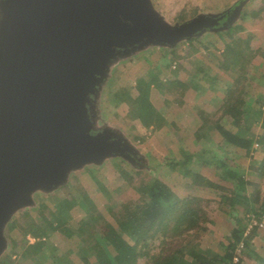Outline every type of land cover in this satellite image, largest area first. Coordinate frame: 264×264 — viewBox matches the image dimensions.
Segmentation results:
<instances>
[{"label":"water","instance_id":"water-1","mask_svg":"<svg viewBox=\"0 0 264 264\" xmlns=\"http://www.w3.org/2000/svg\"><path fill=\"white\" fill-rule=\"evenodd\" d=\"M247 0L170 24L152 0H0V260L22 211L74 173L139 154L91 119L113 69L240 21Z\"/></svg>","mask_w":264,"mask_h":264},{"label":"trees","instance_id":"trees-1","mask_svg":"<svg viewBox=\"0 0 264 264\" xmlns=\"http://www.w3.org/2000/svg\"><path fill=\"white\" fill-rule=\"evenodd\" d=\"M264 9L244 12L240 20L245 21L249 17L258 18ZM198 13L194 12L191 18ZM190 18L181 17L185 22ZM234 25L220 32L226 39L224 50L220 53L214 52L212 56L216 59L215 67L209 64L204 70L195 64L200 71L201 81L212 82L219 85L220 77L216 73L218 68L230 79L223 86L211 88L214 91L225 93L217 118L211 122L204 120L205 126L212 124L218 133V143L212 141L210 144L202 143V149L197 153L187 152L188 155L182 160L173 159L168 166L175 170L181 165L195 163L205 168H213L219 173L221 181L229 182L234 187L226 188L200 173L187 172L186 177L193 181V185L199 190L213 192L219 201L205 199L199 194H187L178 196L159 178L142 175L141 172L130 169L127 161L112 159L119 176L124 184L117 189L122 193L126 189H139L143 195L141 203L135 201L121 202L119 205L112 203L105 205V209L115 224L111 223L95 200H89L80 196H71L60 199L59 195L41 197L36 202L39 207L38 213L41 220L31 218L30 212L21 216L24 222L14 218L8 225L7 236L12 244L9 254L1 258L0 264H240L235 262V255L239 252L243 257L255 260L259 257L254 247L256 230L248 232L250 217L257 218L260 225L264 219V193L255 186L254 202H249L247 196V176L264 180V97L253 98L247 101L246 80L247 70L251 65L253 57L250 40L232 35ZM198 38L183 43L191 48ZM167 50H180L175 48H162ZM173 53V52H172ZM170 62H173L170 59ZM174 75L178 77L183 70L182 65L175 63ZM171 65L168 67L170 68ZM172 68V67H171ZM190 82L175 80H163L160 76L151 78H140L126 97V104L140 121L143 129L149 131L159 122L156 107L151 101L154 89L165 91L174 95L175 102L183 104V98L190 88ZM225 86V87H224ZM112 92L109 97H112ZM248 96V95H247ZM219 97V96H218ZM216 98V97H215ZM218 100V98H217ZM249 107L247 123L242 125L241 117L234 112L229 116V126L222 124L226 112L230 108L241 109ZM257 113L262 116L257 118ZM201 131H205L204 128ZM139 137L136 138L138 140ZM199 138V137H198ZM140 138L139 140H141ZM234 148L244 153L250 160L247 169L229 162L224 150ZM216 151V152H215ZM219 156V157H218ZM154 170V169H153ZM51 200L53 204L64 205V209H70L76 213L75 217L63 216L59 212V219L51 220L43 213L44 203ZM216 202L222 205L230 203L231 216L236 222V227L230 231L227 245L220 255H211L203 249L199 240L208 234L207 225L210 224V204ZM210 208V209H209ZM209 209V210H208ZM214 210V209H212ZM243 212V219L238 214ZM64 211V210H63ZM58 213V212H57ZM71 223L72 230L69 232L70 245L73 250L64 253L56 246L53 237L64 230ZM72 231V232H71ZM35 241L32 243L28 239ZM77 257H71V255ZM16 258H19L17 261ZM190 258V263L185 260ZM264 264V259H262Z\"/></svg>","mask_w":264,"mask_h":264},{"label":"rangeland","instance_id":"rangeland-1","mask_svg":"<svg viewBox=\"0 0 264 264\" xmlns=\"http://www.w3.org/2000/svg\"><path fill=\"white\" fill-rule=\"evenodd\" d=\"M152 1L157 11L161 13L167 22L170 24H181L183 23L180 21L181 17L192 19L191 16L194 12L198 14L221 13L234 6L240 0ZM253 9H264V0H247L244 12H249ZM232 35L250 40V47L253 52V57L250 61L251 65L247 70V101L249 102L253 98H260V96L264 97V11L258 18L249 17L245 21H238L234 25ZM226 43V39L220 32H209L199 37L192 48L185 43H181L179 45L180 50L176 52L175 49L152 48L144 53L124 59L113 69L111 79L98 99L97 113L99 118L96 120L97 127H110L120 131L139 152L135 157L139 159L138 161L135 163L127 162L130 169L141 172L142 175L159 178L178 196L195 193L205 199L219 201V198L213 192L196 188L193 185L192 179L184 176L189 171L200 173L223 187L231 189L234 187L229 182L221 181L219 173L213 168L198 166L190 161L186 165L177 167L175 170H172L168 166L169 162L173 159L182 160L187 157V152H200L202 143L208 145L212 141L219 142L218 133L214 130L212 124L209 123L204 127V120L207 119L211 122L218 117L217 114H219L218 112L225 93L214 91L211 88V85H214L212 82L201 81L202 75L195 68V64L199 67L201 66L204 70L208 68L209 64L215 67L216 59L212 55L214 52L221 53ZM170 59L173 62H170ZM176 62L183 67L178 77H175L173 73ZM170 65L172 68H168ZM215 71L221 80L219 85L215 84L213 87L220 89L226 83L225 81H230V79L226 74L219 71L218 68H215ZM155 75L160 76L166 81L180 79L190 82V88L183 98V104L175 102L174 95L169 92L165 91L162 93L160 90L154 89L151 101L158 111L159 122L153 129L145 131L125 101L127 94L135 86L138 79L143 77L151 78ZM110 92H112V97H109ZM250 110L247 106L241 109L230 108L226 112L227 114H224L225 117L222 120V124L230 127L228 118L234 112L237 116L241 117L243 125L244 121L247 123ZM257 114V118L260 119L262 116H260V113ZM260 123L264 125L263 120ZM203 128L205 131H201ZM137 137H139L138 140H136ZM140 138L142 139L139 140ZM224 153H220V156L227 157L231 164L247 169L250 160L244 156L243 152L234 148H228L227 151L224 150ZM111 163L112 160H109L102 166H90L74 173L66 186H63L51 195L36 196L35 202H39V198L41 197L47 198L55 195H59L60 199H66L71 196H80L89 200L93 199L99 204L106 218L115 224L107 213L105 205L112 203L119 205L121 202L128 201H135L140 204L143 195L139 189H126L122 193H119L117 189L124 184V181ZM256 185L257 189L262 190L264 193V180L247 176L246 188L250 203H253L255 200ZM44 206V215L54 221L59 219V212H62L64 217L68 215L70 220L73 219V216H76L74 211L64 209V205L53 204L51 200H47ZM210 208L208 210L211 222L207 225L208 234L198 242L209 254L220 255L224 251V246L228 243L227 238L230 231L236 227V222L231 216L232 208L230 203L227 202L220 205L213 202L210 204ZM38 209L39 207L36 205L33 208L18 213L15 218L24 222V218L21 215L30 212L31 218L40 221L41 215L38 213ZM238 217L243 219V221H246L248 218L244 219V214L241 210ZM246 223L249 224V233L253 232V228L259 226L255 232L254 247L257 255L261 258L255 257V260L247 259L239 252L235 256L239 260H242L240 264H262V259H264V219L260 225H257L259 224L257 218L250 217L249 222ZM67 230H72L71 223L52 239L53 243L64 253H69L73 250ZM7 232L8 228L6 236ZM7 240L8 248L4 256L9 254L12 249L8 236ZM71 257L73 260L74 258L75 261L77 260V257L73 254ZM16 260L18 261L19 258H16ZM190 261V258L185 260L186 263H190ZM141 264H145V262Z\"/></svg>","mask_w":264,"mask_h":264},{"label":"flooded vegetation","instance_id":"flooded-vegetation-1","mask_svg":"<svg viewBox=\"0 0 264 264\" xmlns=\"http://www.w3.org/2000/svg\"><path fill=\"white\" fill-rule=\"evenodd\" d=\"M98 99L96 97H93V109L91 110L90 114H91V119L93 121H96L98 120V110H97V107H98ZM139 159L138 158H134L132 163H135L136 161H138ZM137 165V164H136Z\"/></svg>","mask_w":264,"mask_h":264},{"label":"built area","instance_id":"built-area-1","mask_svg":"<svg viewBox=\"0 0 264 264\" xmlns=\"http://www.w3.org/2000/svg\"><path fill=\"white\" fill-rule=\"evenodd\" d=\"M28 239H29V240H30V242H32V243L35 241V240H34V239H32L31 237H29ZM234 260H235V262H236V263H238V262H239V258H238V257H235V259H234Z\"/></svg>","mask_w":264,"mask_h":264}]
</instances>
